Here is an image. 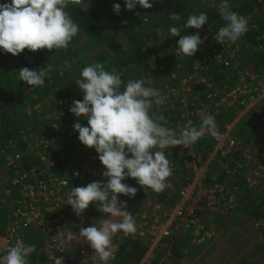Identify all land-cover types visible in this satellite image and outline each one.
<instances>
[{
	"label": "trees",
	"instance_id": "1",
	"mask_svg": "<svg viewBox=\"0 0 264 264\" xmlns=\"http://www.w3.org/2000/svg\"><path fill=\"white\" fill-rule=\"evenodd\" d=\"M10 2L11 0H0V4ZM149 2L153 3L152 8L144 9L137 5L135 9L129 11L125 8V0H84L83 9L71 5L66 9L80 29L67 50L42 49L31 52L25 49L21 54L13 56L0 49V183L6 188L13 189V194L17 185L13 181L19 172L22 174L24 170H30L31 164L39 172L41 167L39 152H42L44 147L47 150L60 149L59 158L52 169L57 175H60L64 165L68 168L84 167L85 159L80 157V153L86 156L94 150L88 147L83 150V144L78 139L79 133L73 128L76 122L88 126L87 120L75 117L68 108L73 101L83 99V93L75 82L80 78L83 67L103 62L107 71L115 68L124 81L121 91L129 80H143L145 87L160 91L179 89L181 82L191 76V81L196 83L190 84L200 94L196 99L194 96L189 98L187 106L190 108L204 104L207 94L213 89L227 91L239 83V73L244 70L255 72L259 80H264V0H229L232 10L248 19V31L229 48L232 57L227 55L229 51L224 50L215 39L220 27L226 23L219 13L222 0L201 2L149 0ZM116 3L121 5L119 14L113 11V5ZM201 12L207 13L206 25L199 30L182 28L181 34L192 35L198 32L204 43L199 46L193 57L177 54V42L180 37H169V28L184 25L189 15H199ZM171 13L179 14L181 19L171 20L169 18ZM65 60L70 63L74 61L71 71L64 67ZM48 64L53 67L45 78L43 87L27 85L19 78L22 67L39 71ZM200 79H204L209 87ZM176 105L177 103L167 102L153 106V111L157 115L163 114L166 117V126L171 129H174L179 121L177 114L183 115ZM50 111L57 115L48 114ZM235 117L236 113L232 112L226 119L232 122ZM215 119L220 131L224 130L225 121ZM237 129L240 137L235 135ZM233 130L234 139L241 145L256 143L262 146L264 101L257 104L245 119H240ZM75 142L79 143L80 152L77 148L73 149ZM210 142L212 139L196 142V150L205 152L210 147L208 146ZM10 157H13L14 162L4 165ZM66 174L70 176V171ZM30 181L36 179L31 178ZM210 181L208 178L207 182ZM172 182V189L166 182L168 186L157 194L150 188H143L135 178H126L125 183L136 187L138 191L135 197L127 196L124 201L130 202L133 206L138 203L155 202L170 207L177 201L180 185L184 184L183 174H179L177 180L173 179ZM238 184L242 186L244 193L251 189L246 187L242 180H239ZM13 194L10 196L13 197ZM260 204L261 207L253 204L241 208L243 209L241 211L247 212L248 218H239L243 225L236 237L239 250L240 244L242 248L250 238L260 243L252 249L253 251L243 253L242 250L238 253L233 264H264V224L258 227L259 234L256 238L252 235L259 221L264 219V202ZM5 210L0 209V234L5 230ZM85 212L94 223L102 215L94 204H90ZM214 221L221 223L219 217H215ZM242 239L245 241L239 243ZM162 242H165L164 249L168 250L167 255L178 262L183 257L186 244L189 243L185 242L184 238L174 240L171 246L167 239H163ZM113 243L116 245L113 264H139L148 249L147 244L141 239L131 235L119 236ZM32 244V239L28 237L26 245ZM203 245L204 243L199 245L193 243V246ZM155 251L157 255L143 264H163L159 256L162 254L160 251L164 250L157 248ZM258 252H261L260 258H256ZM27 259L30 262L36 261L32 254Z\"/></svg>",
	"mask_w": 264,
	"mask_h": 264
},
{
	"label": "clouds",
	"instance_id": "2",
	"mask_svg": "<svg viewBox=\"0 0 264 264\" xmlns=\"http://www.w3.org/2000/svg\"><path fill=\"white\" fill-rule=\"evenodd\" d=\"M70 5L83 9L84 0H11L10 3L0 4V49L13 56L25 49L31 52L67 50L80 30L66 10ZM137 5L144 9L153 7L149 0H125L126 10L131 11ZM113 11L119 14L121 5L114 4ZM219 13L226 23L220 27L216 41L221 44L225 40L237 42L248 31V19L233 11L229 0H222ZM169 18L173 21L181 19L175 13H171ZM207 21V13L201 12L189 15L184 25L169 28V37H180L177 54L194 56L204 40L198 32L182 35L181 30H199ZM73 63L68 60L63 62L69 71ZM52 67L48 64L39 71L22 67L19 78L27 85L43 87ZM75 82L83 93V99L73 101L69 110L75 117L86 119L88 126L76 122L73 128L79 133V141L98 153V159L106 169L102 175L107 179L106 182L94 181L86 186L73 187L66 204L72 206L77 216L94 204L105 216L120 218L115 221L104 219L99 226L81 227L79 231L98 254L99 260L108 264L115 259L111 251L113 237L118 232L130 235L137 231L133 214L126 210L127 202L120 201L118 194L133 198L138 189L122 181L135 178L143 188H150L159 194L168 186L166 181L172 175L166 149L175 146L189 148L206 134L219 140L221 133L215 116L205 114L201 116L199 127L189 123L177 134L166 126L167 119L163 114L157 115L153 111L154 105L160 106L166 100L159 89L145 87L143 80H129L121 91L124 84L121 75L115 68L107 71L103 62L83 67L80 78ZM168 155L171 153L168 152ZM67 238H73L71 231L67 233ZM59 240L62 244L63 234H60ZM35 250V245H25L17 240L7 254L0 257V264H29L27 258ZM54 261L55 264H63L64 257L54 258Z\"/></svg>",
	"mask_w": 264,
	"mask_h": 264
},
{
	"label": "built area",
	"instance_id": "3",
	"mask_svg": "<svg viewBox=\"0 0 264 264\" xmlns=\"http://www.w3.org/2000/svg\"><path fill=\"white\" fill-rule=\"evenodd\" d=\"M217 38L218 35H215V39ZM219 44L228 51L234 45L227 40ZM231 54L229 51L227 55L232 57ZM191 79V76L184 79L179 89L161 91L166 96L164 103H177L176 108L183 112V115L177 114L179 121L174 128L177 134L189 123L199 127L201 116L205 114H212L223 121L232 112H236V117L232 122H226L222 131L217 126L221 133L219 140L207 134L198 140L212 139L205 152L197 151L195 143L189 148L175 146L165 150L172 167V175L166 181L171 189L173 179L177 180L181 173L184 177V184L178 189L177 201L172 206L165 207L155 202L138 203L134 206L127 203L126 210L133 214L137 229L130 235L141 239L148 247L139 264L153 257V251L161 248L163 239L173 243L178 238H187L192 244H205L213 237L215 217L232 216L238 212L243 194L238 181L242 180L250 188H258L264 181V144L241 145L232 135L238 120L264 101V80H259L255 72L244 70L239 73V83L227 91L213 89L207 94L204 104L190 108L187 106L189 98L194 96L196 99L200 94L192 88L191 84L196 82ZM200 80L209 87L204 79ZM78 147L79 143L75 142L73 149L77 148L80 152ZM84 149L87 146L83 145ZM59 150H47L44 147L39 152V172L33 164L30 170H24L22 174L19 172L13 181L17 184L14 194L13 189L0 183V209H6L5 230L0 234V257L5 256L17 240L26 245V240L30 237L32 245H35L36 250L32 255L36 261H29V264H55L54 258L61 256L64 257L63 264H103L86 238L79 234L81 227L98 226L100 219L96 223L92 222L85 211L77 216L72 206L66 203L73 187L86 186L94 181L106 182L107 178L102 175L106 169L94 149L87 154L84 167L68 168L64 165L60 175H57L52 169L59 158ZM168 152L171 153L170 156ZM11 162H14L13 157L4 165ZM69 171L70 176L66 174ZM91 173L94 175L91 176ZM31 178L36 181H30ZM208 178L211 179L210 182H207ZM125 197L127 196L118 194L120 201H124ZM260 224H264V219L259 221V226ZM69 231L73 233L71 240L67 238ZM60 234L64 235L62 244ZM119 236L124 237L125 234L118 232L112 241L115 242ZM113 242L111 251L115 255L116 245ZM113 261L110 260L108 264H113Z\"/></svg>",
	"mask_w": 264,
	"mask_h": 264
},
{
	"label": "rangeland",
	"instance_id": "4",
	"mask_svg": "<svg viewBox=\"0 0 264 264\" xmlns=\"http://www.w3.org/2000/svg\"><path fill=\"white\" fill-rule=\"evenodd\" d=\"M199 2H201V0H199ZM70 106L71 105H69L68 108H70ZM48 114L53 115L54 113L50 111V113ZM46 119L48 121L50 120L49 118ZM243 119H245V117ZM226 122L230 123L229 121H227V119ZM238 129L235 131V135L237 136H238ZM80 157H83V159H85L87 158V155L85 156L84 154H80ZM90 175L92 176L94 174L91 173ZM242 193L243 194L241 196V204L238 212L232 216L219 217L221 223H216L214 221L212 226V231H213L212 239L208 240L203 246H193V244L187 238H184V241L185 242L187 241L189 243L186 244L185 252L183 254L182 259L179 262L172 256L167 255L168 250L164 249L165 242H162L161 248L164 251H160L162 252L161 256H159L160 261H162L163 264H222L225 263L226 261H227L226 264H233L237 259V254L240 253L242 250L243 253L245 251L248 252L253 251L252 249L256 247V245H258L260 242H255L256 240L250 238L249 239L250 241L245 243V245L242 248L240 244V250H239L236 237L238 232L241 230V226L243 225L241 222H239L240 221L239 218L241 217L248 218L247 212L241 211L243 210L241 208L245 206H253V204L260 205V207L262 206L260 202H264V181L260 184L258 188L252 187L249 192L244 193L243 191ZM104 219H111L114 221L118 220L116 217L105 216V214H102L100 216V223ZM100 223L98 224V226L100 225ZM249 232L251 231L249 230ZM243 241L245 240L244 239H242V241L239 240V243H242ZM171 244L172 243H170V246ZM152 255L153 256L157 255L155 250L153 251ZM260 256H261V252H258L256 254V258H260ZM228 259H230V261H228Z\"/></svg>",
	"mask_w": 264,
	"mask_h": 264
},
{
	"label": "crops",
	"instance_id": "5",
	"mask_svg": "<svg viewBox=\"0 0 264 264\" xmlns=\"http://www.w3.org/2000/svg\"><path fill=\"white\" fill-rule=\"evenodd\" d=\"M252 233H253L252 235H254L256 238L257 235L259 234V229H255Z\"/></svg>",
	"mask_w": 264,
	"mask_h": 264
}]
</instances>
